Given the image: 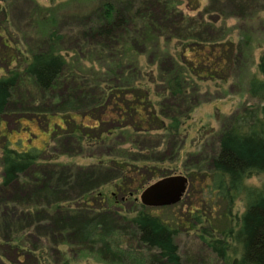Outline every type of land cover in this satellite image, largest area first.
Returning <instances> with one entry per match:
<instances>
[{
    "label": "trees",
    "instance_id": "obj_1",
    "mask_svg": "<svg viewBox=\"0 0 264 264\" xmlns=\"http://www.w3.org/2000/svg\"><path fill=\"white\" fill-rule=\"evenodd\" d=\"M167 1L137 0L133 4L134 8L130 0H113L102 5L103 11L97 22L81 34L85 40L103 41L104 45H98L101 50H116L124 55L129 44L132 48H137L140 46L138 43L144 41L142 38L161 31L177 35L175 41H183L185 45L178 49L173 47L176 52L163 57L166 63L163 62L164 69L157 80H145L138 70L131 82L121 85L109 81L98 93L96 90L99 83L91 81L86 84L71 78L70 91L58 96L57 105L69 101L68 104L73 105V111L64 112L66 122L62 118L55 119V115H46V127L50 129V133L55 128L65 131L58 124L60 121L66 124L70 122L63 135L66 139H75L77 143L84 139L101 141L103 137L106 140V134L122 128L138 135L140 140H146L152 133H162V139L169 138V146L171 145V140L179 131L180 120L171 115L163 117L164 111L174 112L170 110L171 107L166 106L156 113L149 96L178 101L189 90L196 93L198 84L213 79L210 71H214V68L207 66L211 57L205 56L204 50L209 48V55H212L218 46L222 54L224 51L231 54L233 44L230 39L221 42L204 38L202 35H207L211 26L202 22L192 23V17L189 16L173 14ZM149 5L158 6L159 11L151 13ZM121 6H128L129 10L125 11ZM137 22L140 26L135 24ZM183 22L186 23L184 26L179 25ZM166 23L175 25L162 28ZM60 38L53 32L49 33L45 36L44 47L29 54L21 72L13 70L0 78V115L5 112L11 91L22 77L32 81L41 94L52 93L60 87L59 81L66 66L65 58L57 48ZM158 38L159 36L152 38L155 44L158 43ZM170 40L171 38L166 40V43L169 44ZM252 42L250 34L241 35L236 45L237 52L240 54L246 50L250 56ZM259 44L263 45L256 46L261 50L254 72H248L241 80L242 93L256 105L242 106L230 118V124L217 134L214 150L205 161L202 206L187 212L183 222L194 230L198 241L221 264H264V182L259 187L244 185V181L250 176H264V38ZM197 45L201 46L200 49L194 50ZM112 65L108 70L111 75L123 68L117 58ZM252 65L253 63L250 68ZM214 66L216 69L220 68L218 62ZM149 85L154 86L153 92ZM110 102L116 114L113 116L101 112L100 115L107 122H115L116 126L107 129L102 138V132L94 138L86 131L92 128L85 127L82 123L86 120V115L80 118L78 111L90 103L85 109L91 113L100 112ZM124 119L130 120V124L118 126L117 123ZM42 134L48 135V131ZM45 144L42 141L43 146L40 148L29 146L22 149V146L12 147L7 140L1 147L0 189H10L25 175L32 178L33 183H23L24 186L19 188L23 192L26 187L25 199H34L31 205L34 215L30 214L31 210H27L21 219L25 221L32 216L37 219L40 214L41 220H46L48 225H43V231L52 240L51 244L68 249L67 252L56 253L61 264L89 259L104 263V258L112 259V264H124L127 261H138L140 264H180L174 237L179 232L181 222L165 214L172 206L146 208L136 203L135 196L148 185V180L142 179L135 186L131 178L122 174L124 169H130L139 162L107 156L96 159L94 164L85 168L65 173L60 167L54 169V166L42 165ZM142 164L144 166L146 163ZM34 168H39L35 178L31 174ZM141 171L149 173L146 168H141ZM111 173H116L112 179L108 178ZM163 177L166 175L158 178ZM186 179L190 190L193 188V178L187 175ZM112 184L122 197L119 201H116L115 193L108 194L102 190ZM131 198L132 205H136L134 209L118 212L113 210L121 205L120 202ZM238 199L243 203V211L239 216L231 214L233 204ZM92 201H99L103 206H93L90 204ZM152 209L160 211V214H153ZM121 237L134 241L148 254L139 255V252L131 251L132 247L122 249L119 244Z\"/></svg>",
    "mask_w": 264,
    "mask_h": 264
},
{
    "label": "rangeland",
    "instance_id": "obj_2",
    "mask_svg": "<svg viewBox=\"0 0 264 264\" xmlns=\"http://www.w3.org/2000/svg\"><path fill=\"white\" fill-rule=\"evenodd\" d=\"M130 1H132L131 5L137 2V0ZM107 2H113V0H54L51 2L37 0L21 6L12 16L9 47L0 46V78L7 76L13 70L21 72L29 59V54L44 47L45 36L51 32L61 37L57 48L65 58L66 66L59 81L60 87L52 93L41 94L35 89L32 81L25 77L20 78L16 87L11 91L5 112L0 115V154L1 147L7 140L12 147L22 146V149L29 146L40 148L43 146V141L46 144L42 154L44 160L42 165L45 167L51 165L54 169L60 167L65 173L94 164L98 158L112 156L139 162L136 166H131L130 169L127 167L122 172L124 176L132 179L135 186L142 179H147L149 185L160 179L158 178L160 175H183L185 177L191 175L194 182L193 188L189 190L187 184L180 201L165 212L177 222H181L179 232L174 237L180 264H221L198 241L194 230L183 222L188 215L187 212H192L202 206L205 193L202 183V176L206 170L205 161L214 150L217 134L230 124V118L242 106L256 105L242 93L241 80L248 72H254V67L258 62L261 48L256 46L260 45L259 41L264 38V0L167 1L173 14L192 17V23L209 24L210 32L207 35L203 34L204 38L221 42L230 39L233 44L231 54L227 51L222 54L218 46L215 47L216 50L212 55H209V48L204 50L205 56L211 57L207 66L214 68V71H210L213 79L198 84L196 93L189 90L187 95L178 101L149 96L156 113L161 108L171 107L170 110L174 112L164 111L163 117L167 118L171 115L180 120L179 131L177 136L171 140L170 146V139H162L164 135L162 133H152L146 140H140L138 135L126 132V129L122 128L106 134V140L103 139L107 129L116 126L115 122H107L100 115L101 112L113 116L116 114L111 102L100 112L91 113L85 109L90 103L78 111L80 118L86 115V120L82 123L85 127L92 128L86 130L93 135L92 137L97 138L98 133H103L101 141L84 139L77 143L75 139L69 140L63 135L68 127L67 124L70 125V122L65 123L67 120L64 119L66 114L64 112L73 111V105H69V101L59 105L57 102L59 95L70 91L71 78L81 80L86 84L91 81L99 83V88L96 90L98 93L109 81L121 85L131 82L136 72L138 74V70L145 80L146 78L157 80L166 63L163 57L174 54L176 51L173 47L178 49L185 45L183 41H175L177 35L165 34L161 31L142 38L144 41L138 43L140 46L137 48H132L127 43L128 50L124 55L116 50H111V52L101 50L98 45H104L103 41L85 40L81 34L87 27L97 22L103 11L102 5ZM121 7H124L125 11L129 10L128 6ZM148 8L151 13L159 11L156 5H149ZM135 24L140 26L138 22ZM185 24L183 22L179 25L184 26ZM165 25L162 28L175 25V23ZM245 34H250L253 40L250 56H248L249 51L246 50L241 51L240 54L237 52L236 45L239 38ZM156 36H159L157 44L152 39ZM169 38L171 40L167 44L166 40ZM200 47L197 45L194 50H199ZM116 58L121 61L123 68L116 70L115 75H111L108 70L113 67L112 62L116 61ZM219 60L222 62L219 63ZM217 62L219 69L214 66ZM251 63L253 65L250 68ZM150 88L151 91L154 90L153 85ZM104 95L106 96L107 93ZM46 115H55V119L62 118L65 122L59 121L58 124L65 131L55 128L50 133V129L46 127ZM135 122L132 124H136ZM123 123L128 126L130 120L124 119L123 122L117 124L121 126ZM47 131L48 135L42 134ZM142 162L147 165L145 164L144 167ZM141 168H146L149 173H144ZM38 169L34 168L33 173L31 172L34 178ZM114 176L116 173H111L108 178L112 179ZM263 182V175H253L244 181V185L259 187ZM23 183H33L32 178L25 175L10 189H0V264H61L56 253L67 252L68 249L51 244L52 240L43 231V225L44 227L48 225L46 220L42 221L40 214L36 217L37 219L33 216L25 221L21 219L27 210H31L30 214L34 215L31 209L34 199L30 201L25 199L26 187L23 192L20 191L19 187L24 186ZM102 190L108 194L115 193L116 201L122 198L113 184ZM138 196H135L136 199ZM120 203L121 205L113 210L127 211L136 207L132 205V198ZM136 203L139 204L138 200ZM90 204L97 207L103 206V203L99 201H92ZM242 211L243 203L238 199L233 204L231 214L239 216ZM151 212L155 215L160 214V211L155 209ZM218 220L220 221V218ZM119 244L122 249L132 247L131 251L139 252V255L148 254L146 250L138 247L127 237H121ZM111 260L104 258V263H97L89 259L73 264H112ZM124 264L140 263L127 261Z\"/></svg>",
    "mask_w": 264,
    "mask_h": 264
},
{
    "label": "water",
    "instance_id": "obj_3",
    "mask_svg": "<svg viewBox=\"0 0 264 264\" xmlns=\"http://www.w3.org/2000/svg\"><path fill=\"white\" fill-rule=\"evenodd\" d=\"M186 187L185 176H166L146 186L140 192L137 200L141 206L146 208L170 207L180 201Z\"/></svg>",
    "mask_w": 264,
    "mask_h": 264
},
{
    "label": "flooded vegetation",
    "instance_id": "obj_4",
    "mask_svg": "<svg viewBox=\"0 0 264 264\" xmlns=\"http://www.w3.org/2000/svg\"><path fill=\"white\" fill-rule=\"evenodd\" d=\"M37 0H0V46L8 48L10 43L11 19L19 8L27 3H34ZM54 1V0H44Z\"/></svg>",
    "mask_w": 264,
    "mask_h": 264
}]
</instances>
